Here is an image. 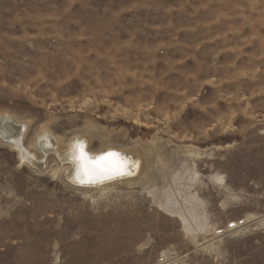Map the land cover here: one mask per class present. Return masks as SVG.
Masks as SVG:
<instances>
[{
    "label": "rangeland",
    "instance_id": "1",
    "mask_svg": "<svg viewBox=\"0 0 264 264\" xmlns=\"http://www.w3.org/2000/svg\"><path fill=\"white\" fill-rule=\"evenodd\" d=\"M0 114L144 155L85 189L0 137V264H264V0H0Z\"/></svg>",
    "mask_w": 264,
    "mask_h": 264
},
{
    "label": "bare ground",
    "instance_id": "2",
    "mask_svg": "<svg viewBox=\"0 0 264 264\" xmlns=\"http://www.w3.org/2000/svg\"><path fill=\"white\" fill-rule=\"evenodd\" d=\"M27 129V123L18 122L12 117L6 116V114H0V137L18 151V155L22 162H26L32 166L35 165L37 168L42 169L45 159L52 153L61 166L60 170L63 172L66 179L74 186L85 189L94 188L101 190L104 186L111 183L125 180L126 177L134 181L141 175L144 165V155L142 156L137 148L116 149L113 147H102L100 150L93 152L89 148L91 139L90 136H88L89 134L72 137L69 139L68 143L65 144L61 141L60 137L54 136L45 125L40 128L38 136H35L34 141L30 145L31 147L35 146L42 154L43 160L36 162L33 156L31 157L23 148V135ZM82 145H86V152L92 154L96 159H99L101 155H106L108 151H117L121 159L126 161L122 174L109 180H100L87 185H80L78 182H75V175L80 169L78 156ZM233 226L234 224L231 227Z\"/></svg>",
    "mask_w": 264,
    "mask_h": 264
},
{
    "label": "clouds",
    "instance_id": "3",
    "mask_svg": "<svg viewBox=\"0 0 264 264\" xmlns=\"http://www.w3.org/2000/svg\"><path fill=\"white\" fill-rule=\"evenodd\" d=\"M86 145L80 149L78 162L79 171L75 175V182L80 185L95 183L100 180H109L122 174L126 161L121 159L117 151H108L96 159L92 154L86 152Z\"/></svg>",
    "mask_w": 264,
    "mask_h": 264
},
{
    "label": "snow or ice",
    "instance_id": "4",
    "mask_svg": "<svg viewBox=\"0 0 264 264\" xmlns=\"http://www.w3.org/2000/svg\"><path fill=\"white\" fill-rule=\"evenodd\" d=\"M81 150H82V146H81Z\"/></svg>",
    "mask_w": 264,
    "mask_h": 264
}]
</instances>
